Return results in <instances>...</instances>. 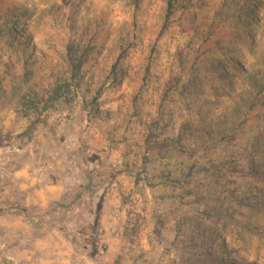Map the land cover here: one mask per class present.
<instances>
[{"label":"rangeland","instance_id":"374dc122","mask_svg":"<svg viewBox=\"0 0 264 264\" xmlns=\"http://www.w3.org/2000/svg\"><path fill=\"white\" fill-rule=\"evenodd\" d=\"M18 250L264 264V0H0V264Z\"/></svg>","mask_w":264,"mask_h":264},{"label":"trees","instance_id":"16d2710c","mask_svg":"<svg viewBox=\"0 0 264 264\" xmlns=\"http://www.w3.org/2000/svg\"><path fill=\"white\" fill-rule=\"evenodd\" d=\"M170 9H171V3L170 1H168V11H167V14L165 15L166 18H168L169 14H170ZM71 52H72V48L70 46H68L67 48V56H68V64H69V68H70V78L75 80L79 71H80V68H81V65L83 63V59H84V56L82 55V59L81 57L79 58H73L72 55H71ZM71 85L70 83L68 82H63L62 84H57L51 91V95H50V99H54L56 100L60 95V93L64 90L66 91H69ZM29 102V106H33L32 108H35L37 109L36 107V102L33 101V99H29L28 100Z\"/></svg>","mask_w":264,"mask_h":264},{"label":"crops","instance_id":"0c3cea01","mask_svg":"<svg viewBox=\"0 0 264 264\" xmlns=\"http://www.w3.org/2000/svg\"><path fill=\"white\" fill-rule=\"evenodd\" d=\"M20 250H18V251H14V253L13 254H15V259H16V261H17V264H22V251L21 252H19Z\"/></svg>","mask_w":264,"mask_h":264}]
</instances>
